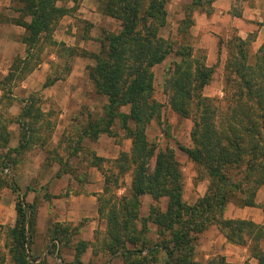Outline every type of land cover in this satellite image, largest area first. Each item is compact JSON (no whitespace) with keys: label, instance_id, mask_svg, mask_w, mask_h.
Masks as SVG:
<instances>
[{"label":"trees","instance_id":"16d2710c","mask_svg":"<svg viewBox=\"0 0 264 264\" xmlns=\"http://www.w3.org/2000/svg\"><path fill=\"white\" fill-rule=\"evenodd\" d=\"M68 1L12 0L17 5L14 12L21 16L15 23L25 30L21 37L25 57H16L7 75L0 80L1 101L14 99L11 101L17 102V98L11 96V89L38 66L46 46H57L53 40L55 28L64 16L74 12L73 7L66 6ZM187 1L181 26L193 25L192 13L195 10L210 15L215 0ZM107 2L108 5L103 6L99 0V12L119 20L121 30L116 34L104 33L100 38L99 53L92 57L95 65L88 68V79L95 92L107 101L103 106V117L97 120L89 117L79 138L95 141L101 133L115 136L108 132V127L117 124L125 138L131 140V150L128 154L121 152L113 161L97 157L93 152L85 153L87 166L96 168L104 177V189L98 195V213L105 219L109 238L105 240L107 246L103 250L111 255L122 251V257L127 258L129 264H154L161 251L165 254V264H202L192 259L193 243L199 234L215 225L231 243L249 246L252 256L258 259L259 264H264V227L250 221L223 218L226 204L230 201L241 206H254L256 192L264 185V44L257 51L254 65L247 61L250 42L235 38L234 43L228 45L226 81L230 78L228 75L235 72L241 91L232 94L225 110L217 113L210 99L203 95L213 69L194 60L189 46L178 45L174 49L171 43L155 38L157 28L165 24V0ZM142 6L145 10L141 16ZM70 53L69 56L73 55V51ZM172 54L177 58L172 63L170 75L164 80V92L173 112L183 119L194 118L190 132L193 147L179 146V150L204 173L208 181L204 196L193 205L183 202L181 173L179 167H174L172 151L156 150L146 135L147 126L152 121L162 125L160 105L153 99V69ZM236 57L238 61L234 62ZM52 82L47 79L44 86H50ZM254 82L255 90L245 92L242 89L247 90ZM223 94L226 99V91ZM20 101L22 109L16 117L4 119L0 116V149L6 150L3 158L8 161L4 159L5 169H8V163H16L11 160L10 153L20 154L32 141L45 142L51 135L44 136L42 130L47 133L53 130V125L48 122L50 115L41 112L37 95ZM122 107H128L129 113L120 111ZM10 124L17 125L20 134L19 145L13 149L9 147L11 133L7 125ZM163 132L168 135L166 129ZM105 165L110 166L106 168ZM129 172L130 192L126 196H118L120 181ZM13 192L19 194L16 188ZM144 195L155 202L167 198L166 210L162 212L152 205L149 216L140 218V197ZM15 213L14 225L5 228L9 243L5 249L8 248L12 264H34L29 257V248L34 236L36 205L26 203L24 196H20ZM148 222L167 230L170 239L147 247L141 236ZM138 223L140 231L136 228ZM96 235L95 242L98 241ZM125 242L135 246L139 243L140 247L125 250L122 245ZM88 246L83 242L76 244L77 261ZM219 261L205 264H225L223 258Z\"/></svg>","mask_w":264,"mask_h":264},{"label":"rangeland","instance_id":"374dc122","mask_svg":"<svg viewBox=\"0 0 264 264\" xmlns=\"http://www.w3.org/2000/svg\"><path fill=\"white\" fill-rule=\"evenodd\" d=\"M77 1L82 2L83 0H73L72 5H67L69 1L66 2V6L69 8L73 7L74 10L70 16L74 19L73 24L75 30L72 28L62 30V28H59V23L55 28V31L57 32L56 35L59 36V38L54 41L56 43H60V47L52 46L48 50L49 52L51 51L55 54L58 53V56H60V64L52 68L49 80L57 76L65 77L68 71L75 64L76 60L81 57L88 63L86 65L87 68L93 67L95 63L92 57L93 55L97 56L99 53L100 38L103 37L104 33L116 34L121 30L120 21L110 17L106 20L100 17V20L96 23L98 26H94L92 24L93 26L89 27V24L91 23L87 20H83L79 17V13H77V8L80 6L79 4H76ZM86 2L93 3V6L90 8L96 9V12H99L101 7L99 0H86ZM100 2L103 6L108 5L107 0H100ZM165 2L167 11L165 24L157 28L155 38L163 40L165 43H171L174 49L176 48L175 46L178 45L189 46L192 49L191 53L194 60L201 61L206 67L208 66V68L213 69L211 81L203 91V95L205 98L210 99L211 105L215 108L217 113L218 111L220 112L221 109L224 111L228 105L227 101L232 100L231 95L237 94L241 91V87L239 86V81L236 76L237 74H235V72L232 76L228 75L230 78L226 81L227 74L225 72V68L229 58L228 45L231 43L233 44L236 40L235 38H238L233 32V29L230 28L231 26H228L230 25L227 21L228 18L221 17L215 22V24L210 25H206V21H198V23H196L195 17L201 16L202 13L205 14V12L195 10L192 13L193 25L187 23L181 26V21L184 19V7L188 1L165 0ZM257 2V7L259 8L260 13H264V0H257ZM249 4L253 6L256 5L254 4V0L249 2ZM15 5L12 0H10L9 8L11 11H15L14 8L17 6ZM144 10L145 8L142 6L140 9L141 16L143 15L142 13ZM235 10L236 13L240 12V8H236ZM0 16L1 18L3 17L2 20L6 19L7 22H10V20L14 21V19H16L14 18V14H10L11 17H5L2 11L0 12ZM18 16L19 14L16 17ZM20 17L21 16H19V18ZM145 25L148 26V23L146 22ZM194 27H197L198 30H195ZM243 28H249L251 31H255L258 28V25L247 24L243 26ZM55 31L53 36L55 35ZM61 38L65 39V42L64 40H61ZM81 39L84 40V44L86 46L85 48L77 47L81 44ZM252 39L253 37H249L246 40H242L250 42V44L248 43L249 45L247 48V61L249 65H254L256 63L257 52L254 53L251 48ZM67 45L73 48L69 49L67 48ZM71 51H73V55L69 56ZM187 52L190 53L188 50ZM18 57L20 56L18 55ZM24 57L25 53L20 58ZM176 58L177 57L174 56V54L169 55L162 64L153 69V99L160 105V120L162 121V125L160 126L156 121H152L147 126L146 135L149 143L156 146V150L163 149L172 151L171 159L173 160L174 167L175 165L179 167L181 173L183 184V202L188 205H192L200 198L199 196L204 193L206 187L208 186V182L204 173L187 158L186 154L179 150V146L189 149L193 147L190 139V132L193 127L194 118L191 117L190 119H183L173 112L168 103V95L164 92V80L170 75L172 71V63H175ZM236 60L237 57L234 62ZM4 68L7 69V66H4ZM258 81H260V79H258ZM255 83L256 82L253 83V86H249L247 90L245 88L242 89H244L245 92L255 90ZM64 85L65 83L60 82L57 83V87H54L58 90L56 96L57 99L60 98L59 93L64 91ZM224 91H226L228 95L226 99L223 94ZM213 93L215 94L212 95ZM31 95H37V98H39L42 103V105L40 103L42 107H46L48 104L49 107L53 109V114L48 120V122L53 125V130H49L48 133L46 130H42V133L44 136L47 135V137L51 135V139L55 136V139H58V142L53 144L52 140L48 138L45 142L42 140H38L36 142L32 141L25 149L21 150L20 154L10 153L11 160L14 159L13 161H16V163H8V173L4 172L6 167L4 159L8 162L6 157L3 158L6 154V150L0 149V264H12V260L8 255V248L5 249V245L8 243L5 228L12 227L15 223V205L20 196H24L26 203L36 205L34 236L32 244L29 248V257L34 264H129V262H127V258L122 257V251L111 255L109 252L107 253L103 250L105 249L104 247L107 246L105 240L109 238L106 234L107 227L103 225L102 230H98L99 237L96 235L98 241L91 243L94 247H91V251H89L88 248L85 249L77 261L75 259L77 254L75 248L76 244L78 242L88 243L78 239L81 228L80 225L72 226L68 222H59V219L61 218V210L58 208L55 210V218L57 219V222L44 229L41 234L42 238L38 239V236L40 235L37 234L36 225L38 219V208L41 202L40 199L43 197V199L49 201L53 208H56L55 205L53 206L51 198L55 199L62 197L60 194H51L56 179L60 178L62 174H68L70 177L77 180H84L82 173H78L77 171L80 161H73V164L72 158L73 154H77L78 150H80L85 157V153L91 152L89 149L91 143L87 142L86 146L81 147L73 144L79 135V130L74 131L69 129L61 132V128H58V130L55 131V126H57L55 122L57 123V121H59L55 109L58 108L59 105L62 106L61 101L57 103L54 99L48 102V98L45 101L43 100V96H41L40 92L30 93L26 96V98ZM81 95L83 97L82 105L86 106L87 104H94L93 107L98 109V114H95L96 110L91 113H94V116H100L99 111H101L103 106L106 104V98L96 94L93 88L91 90L82 91ZM11 100H0V116H3L4 119L16 117L22 109L20 98L16 100L17 102ZM120 111L128 112L129 110L128 107H122ZM100 113L102 114V112ZM73 119L78 120L79 116H73ZM167 127H169V130H167ZM7 128L11 133L9 147L12 149L18 147L20 134L17 126L15 124H10L7 125ZM163 129L168 131L167 136L164 134L165 132H163ZM113 134L120 136L119 126L117 124L114 126ZM72 137H74V139H71ZM75 149L76 151H74ZM107 167H109V165H106V168ZM37 170H40L39 174H37ZM126 175L128 176V178H126L127 181L128 179L131 181L130 172ZM15 188L19 191V194H15L13 192ZM40 193L42 194L40 195ZM33 194L35 196L31 201L28 197ZM144 197H149L150 201L144 200ZM167 204V198H162L158 202H155L148 195L141 196L139 216L140 218H147L152 205L164 212L167 208ZM99 218L104 221L102 224H106L104 218L101 216H99ZM136 228L137 231H140V223L137 224ZM141 237L142 240L146 241V246L150 247L156 243L163 244L165 241L167 242L170 239V234L167 230L159 229L154 223L148 222L146 224V231H144V234H142ZM65 239H68L67 243L65 242ZM207 239L208 236L205 232L199 234L196 241L193 243L194 250L192 259L194 262L205 264L210 261H215L214 263H218L220 262V258H223L219 254V247L214 246L211 248L212 256L208 258L205 257V253L207 252L206 249L208 248ZM38 240L40 241L38 242ZM122 245L125 250L130 251L140 247L139 243L136 246L128 242L122 243ZM164 255V252H159L158 261L154 264H165L166 258ZM223 260L225 264H247L245 261L230 262L225 258H223Z\"/></svg>","mask_w":264,"mask_h":264},{"label":"crops","instance_id":"0c3cea01","mask_svg":"<svg viewBox=\"0 0 264 264\" xmlns=\"http://www.w3.org/2000/svg\"><path fill=\"white\" fill-rule=\"evenodd\" d=\"M251 1L252 0H215L212 3V13L210 15L202 13L201 16H196V23H198V21H206V25H210L215 24V22L221 17H227V21L230 24L228 26H231L230 28L233 29V32L239 39L246 40L249 37H253L251 48L254 53H256L264 44V13H260L259 8L257 7V0H254V4H256L254 6L249 4ZM9 4L10 0H0V12L2 11L5 17H11L10 14H14V18H16L14 21L10 20V22H7L6 19L2 20L3 17L1 18L0 16V80H3L7 75L8 69L12 65L14 59L18 57V55L22 57L25 53V45L21 41V37L24 35L25 30L21 26L16 25L15 20H17L19 16L16 17L18 14H15L14 11L10 10ZM68 4L72 5L73 0H70L67 5ZM76 4L80 5L77 8L79 17L83 20L89 21L91 26H95L97 21L100 20V17L105 20L109 18L102 15L100 12H96V9H91L90 7L93 6V3H88L86 0H83L82 2L77 1ZM236 8H240L239 13L235 12ZM25 21L28 22L29 19H25ZM73 22L74 19L70 14L64 16L59 22V28H62V30H68L69 28L75 30ZM247 24H256L258 25V28L255 31H251L249 28H243V26ZM194 28L195 30H198L197 27ZM56 33L57 32L55 31L53 40L59 38ZM61 40H64L65 42V39L61 38ZM80 42L81 44L77 47L85 48L84 40L81 39ZM59 44L60 43H57V47H60ZM50 47L51 46H46L42 50L38 66L28 75L27 79L25 78L26 80L24 79L11 89V96L21 99L26 98L30 93L40 92L45 101L47 98L48 102L54 99L57 103L61 101L62 106L59 105V107L55 109L57 118H59V121H57V123L55 122L57 125L55 126V131L58 130V128H61V132L72 129L74 131L79 130V133H81L87 126L89 117H92V120H97L103 117V108L99 111L100 116H94V113H91L94 112V110H96L95 114H98V109L93 107L94 104H87V107L82 105V91L91 90L92 88L94 90V87L88 79V68L86 67L88 63L82 57L77 59L65 77H54L50 80L54 82H52L50 86L45 87L44 84L47 79L49 80L52 68L60 64V56H58V53L55 54L54 52H49L48 49ZM67 48L72 49L73 47L67 45ZM4 66H7V69L4 68ZM60 82L65 83V89L63 92L59 93L60 98L57 99L56 96L58 90L54 87H57V83ZM214 94L215 93L212 95ZM2 95L3 92L0 90V98ZM41 105V112L50 116L53 114V109H51L48 104L46 107H42ZM100 112H102V114ZM122 112L127 114L129 111ZM73 116H79V119L74 120ZM113 129L114 125H109L108 132L113 133ZM119 135L122 137L116 135L108 136L105 133H101L95 141L86 137L80 139V135H78L77 138L75 137L76 139L73 144L81 147L86 146V143L89 142L91 143L89 149L91 152L95 153L97 157L113 161L118 158L121 152L128 154L131 150V140L125 138L124 132L121 129H119ZM55 138V136H53L52 139L50 138L53 144L58 142V139ZM71 139H74V137ZM74 151H76V149ZM73 155L72 163L73 161H80L77 171L78 173H82L84 180H77L70 177L68 174H62L60 178L56 179L51 194H60L62 197L55 199L51 198L53 206L55 205L56 208H53L49 201H46L43 197L40 199L41 202L38 208L36 230L37 234L40 235L38 236V239L42 238L41 234L44 229L57 222V219L55 218V210L58 208L61 210V218L59 219V222H68L72 226L80 225L81 228L78 239L87 242L89 245L88 249L91 251V243H95V235L98 230H102V227L106 226V224H102L104 221L99 218L98 213V195L103 192L104 177L96 168L87 166L85 157L80 150L77 151V154L75 153ZM36 172L39 174L40 170H37ZM124 177L125 178L121 179L119 188L117 189L118 196H126L130 192L131 181L130 179L127 181V175ZM206 190L199 196L200 198L204 196ZM41 194L42 193H40V195ZM34 196V194L32 196L30 195L28 199H31L32 201ZM144 198V200L150 201L149 197ZM254 203V206L248 207L230 201L226 204L223 218L225 220L250 221L255 225L264 227V185L257 190ZM205 232L208 236V239L206 240L208 248L206 249L207 252L205 253V257L208 258L212 256L211 248L214 246L219 247V254L230 262L245 261L247 264H259L258 259L252 256L249 246H240L231 243L220 232L217 226L211 225L205 230ZM39 241L40 240H38V242Z\"/></svg>","mask_w":264,"mask_h":264},{"label":"built area","instance_id":"2783aa9c","mask_svg":"<svg viewBox=\"0 0 264 264\" xmlns=\"http://www.w3.org/2000/svg\"><path fill=\"white\" fill-rule=\"evenodd\" d=\"M4 172H5V173H8V169H5Z\"/></svg>","mask_w":264,"mask_h":264}]
</instances>
